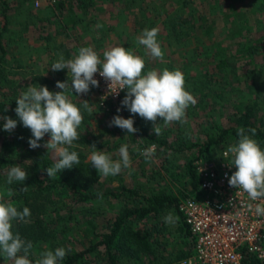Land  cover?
Returning a JSON list of instances; mask_svg holds the SVG:
<instances>
[{"label":"rangeland","instance_id":"rangeland-1","mask_svg":"<svg viewBox=\"0 0 264 264\" xmlns=\"http://www.w3.org/2000/svg\"><path fill=\"white\" fill-rule=\"evenodd\" d=\"M8 1L13 7L11 6L8 11L9 27L2 34L7 45V53L4 55V63L8 68L7 82L12 80L17 83V87L22 84L24 87L21 88L20 95L24 92L23 90H27L24 82L31 81L32 78L35 81H40L36 84L32 82L31 86L44 85L53 91V71L50 68L53 63V52L51 59H43L35 63L32 58L30 60L27 58L30 49H25L23 45H16L14 42L16 39L18 40L14 31L22 26L27 10L33 9L32 2L31 0ZM127 1L129 4L122 7V12L123 18H126L130 24V29L137 25L138 29L143 31L146 28L155 27L156 23L161 25L160 21L165 17L168 18L167 15L180 4V9H185L184 16L195 23L194 32L199 35L196 38L198 44L192 41L191 44L170 46L168 70L178 69L183 72L185 88L194 95L197 103L187 109V124L182 125L175 122L163 128L162 135L170 143V146L158 147L155 145L156 155L154 154L150 160H146L143 155L134 150V146L144 150L153 144L149 146L144 142L127 141L123 135L124 130L109 126L112 117L121 114V111L117 112V108L122 106L118 104L117 107H111L109 102L103 106L100 105L96 91L91 87L88 103L93 109V114L89 115L87 111H83L84 119L79 129L81 136L77 141L82 142L85 138L90 139L87 143L83 141V144H80L74 141V144L79 145L78 147L84 152V160H89L93 151L91 147L93 143L96 145V151H104L110 154L114 160L119 159L121 145H128L132 161L131 167L124 169L118 175L108 176L111 178L109 184L115 185L120 179L127 186L133 188L136 184L144 185L143 187L149 185L162 187L170 193L178 194L181 199L189 187L187 163L192 162L194 156L200 153L199 148L203 147L202 142L208 134L217 133L222 127L238 125L246 115L255 120L261 115V119L264 120V76L260 73L261 66L264 67V0ZM189 5L194 7V12L191 11ZM188 12L190 16H188ZM164 48L166 49V47ZM194 52L195 54H193ZM17 63L24 67L18 68ZM193 68H200L205 75L201 81L196 82L197 87L191 88L187 74ZM26 73L29 75L27 76ZM33 73H36V76L33 77ZM77 101L72 102L78 107L82 106L83 102L81 101L83 100L78 99ZM134 117L139 116H132V118ZM158 123L163 127V121H158ZM23 137L20 140H23ZM47 139L46 134L40 143L44 144ZM227 141H232V136L228 132L224 134L222 142ZM104 146H107V150ZM159 151L160 154L157 155ZM202 152H205L204 149ZM50 154L55 158L53 151ZM99 176L100 187L106 188L102 181L109 178ZM103 199L98 196L96 203L103 205ZM94 201L95 199L90 200L91 205L94 204ZM88 209L86 214L91 213ZM112 214L113 209L105 208L98 215L97 226L100 224L104 226ZM167 214L164 213L162 217L165 218ZM133 224L135 227H140L141 222ZM77 225V231L75 228L68 231L62 230L55 241L38 242L31 255H38L41 249L42 251L51 249L54 251L57 247L73 249L80 244L85 246L89 236H85L84 233L85 228L89 225H86L85 222ZM94 226L96 227V223ZM175 235L173 234L168 246L172 252H175L173 249L177 246H182V240H185V237L183 239L182 236L180 238L179 235ZM0 264H14V262L0 254Z\"/></svg>","mask_w":264,"mask_h":264},{"label":"trees","instance_id":"trees-1","mask_svg":"<svg viewBox=\"0 0 264 264\" xmlns=\"http://www.w3.org/2000/svg\"><path fill=\"white\" fill-rule=\"evenodd\" d=\"M125 2L128 3V1ZM11 6L13 7L8 0H0V116L16 119L17 127L9 133L3 129L4 121L0 120V194L4 196L6 202H12L18 209L22 210L24 207L30 209V216L26 218L25 222H13V232H18L23 239L31 241L34 251V246L38 242L50 243L57 240L62 230L68 231L75 228L77 231L78 223L88 224L90 228L86 227L84 233L85 236H89L86 245L80 244L73 249L68 247L70 251L67 252L61 264H142L144 262L145 264H174L178 258L189 255L192 249V235L178 210L177 203L180 199L178 194L170 193L162 187L150 185L143 187L144 185L136 184L134 188L129 187L120 179L115 185H110V177L108 180L102 181L106 186L102 189L98 172L91 166L90 160L83 159L84 152L77 144H74L70 150L78 153L79 165L62 170L57 173L55 178L47 177L44 169L53 166L57 157L53 158V155L50 154L52 150H47L43 146L36 149L29 147L28 139L32 135L31 131L22 126L14 111L15 99L20 96L21 88L24 86L21 84L20 87H17V83L12 80L7 82L8 68L4 63L7 45L2 34L9 27L8 11ZM180 7L181 4L167 15L168 18L165 17L160 21L162 24L158 25L159 42L169 46L191 44L192 41L198 44L196 38L199 35L194 32L195 23L184 16L185 9H180ZM189 8L194 12V7L189 5ZM187 14L190 16L189 12ZM189 38L190 41H188ZM14 42L16 45L19 44L17 39ZM193 50L195 51V48ZM17 66L21 69L24 67L19 63ZM262 67L260 73L264 76V67ZM26 74L29 75V73ZM34 75L36 76V73L32 74L33 77ZM204 75L205 73L200 68L190 70L187 74L188 82H191L190 87H197L196 82L201 81ZM39 81L32 78L31 81L28 80L24 84L28 88L32 82L36 84ZM200 87L202 88V85ZM121 101L122 99L119 103L120 106ZM5 108H7L6 111ZM120 108L121 114H124L122 117L128 118L130 115L126 113V109ZM121 114L117 115L121 116ZM260 116L255 120L246 115L238 125L222 127L217 133L208 134L199 151L202 152L203 149L208 151L213 145L216 146L222 142L226 132L230 133L232 142L236 143L239 139L237 130L240 127H243L250 136L252 133L248 132V129L255 128L256 133L253 138L264 149V120ZM133 120L134 127L138 131L128 134L124 130L123 135L127 141L144 142L149 146L151 144L158 147L170 146L163 135L156 136L152 132L151 122L139 117H134ZM21 137L24 139L20 140ZM89 139L85 138L83 141L87 143ZM83 141H77V143L83 144ZM41 145L43 144L41 143ZM104 147L107 150V146ZM159 154L160 151L157 155ZM190 163H187L186 168L189 175V187L186 188L187 193L182 196L193 193L197 186L198 180ZM13 166H19L27 171L28 176L23 184L18 182L8 184L6 182L7 172ZM24 186L27 187L26 191L22 190ZM9 190L12 192L11 196H8ZM98 196L104 198L103 205L96 203ZM94 199V204L91 205L90 200ZM87 208L90 209V214H86ZM105 208L113 209V214L104 226L101 224L97 226L98 215ZM170 212L178 217V220L173 224L165 223L162 217L164 213ZM135 222H141L140 227H135L133 224ZM173 234L179 235L183 239L185 237L184 241L181 239L183 245L173 249L175 252H172L168 247ZM171 248L173 247L171 246ZM65 249L67 250V248ZM32 250L29 257L35 264V260L40 258V254L44 251L41 249L38 255L32 256ZM241 262L243 264H262L248 251L242 252Z\"/></svg>","mask_w":264,"mask_h":264},{"label":"clouds","instance_id":"clouds-1","mask_svg":"<svg viewBox=\"0 0 264 264\" xmlns=\"http://www.w3.org/2000/svg\"><path fill=\"white\" fill-rule=\"evenodd\" d=\"M159 28L144 29L137 37V44L146 49V54L153 59L164 62V51L157 39ZM145 59L122 46H115L103 52V60L90 46L80 47L78 53L71 59L65 60L61 55L50 66L52 71L67 70L71 79L56 81V87L61 91H50L47 86H29L26 91L15 99L14 109L19 122L31 131L28 145L31 149L41 146L52 150L57 157L53 166L44 169L47 177L55 178L64 169L79 165L80 158L76 151L70 150L74 141L80 139V126L83 123V111L93 114L88 100H83L78 107L69 98L70 93L80 97L86 95L91 87H99L95 74L99 73L108 82L109 93L119 95L125 91L121 106L132 115L124 118L114 115L109 126L119 127L128 134L136 133L132 116L138 115L145 121L151 122L152 132L156 136L163 133V128L172 123L187 124L186 112L190 106L197 103L196 98L185 88V76L182 71L155 69L144 71ZM7 108H5V111ZM121 108H117L119 113ZM3 129L11 133L17 127V120L8 116H0ZM158 121H163V127ZM248 135L243 127L238 128L236 143L228 146L224 157L230 160L229 167L235 166V171L227 176L228 185L246 193L249 200V210L254 209L257 216H264V149L253 138L255 128L248 129ZM47 134L48 139L41 145ZM90 164L99 175L108 177L120 174L131 167V157L128 145L119 148V159L104 151H96V145H91ZM134 150L150 160L156 152L152 145L144 150L134 146ZM28 173L19 166L11 167L7 172V183L23 184ZM22 190L26 191L24 186ZM12 192L9 190L8 196ZM30 216V209H18L12 202H6L0 194V254L14 264H33L29 259L33 248L31 241H26L18 232H13V222H25ZM165 223L173 224L178 220L171 212L165 218ZM70 249L57 247L45 250L35 264H61Z\"/></svg>","mask_w":264,"mask_h":264},{"label":"built area","instance_id":"built-area-1","mask_svg":"<svg viewBox=\"0 0 264 264\" xmlns=\"http://www.w3.org/2000/svg\"><path fill=\"white\" fill-rule=\"evenodd\" d=\"M33 7L53 0H31ZM99 87H94L100 105L111 107L120 103L121 93H109L108 82L95 74ZM233 141V140H232ZM232 141L221 142L208 151L195 155L191 167L197 177L193 193L179 199L177 207L192 235L191 252L174 264H243L242 252L252 253L264 264V216H257L247 205V194L228 185L227 176L235 171L229 167L224 152ZM227 174V176H226Z\"/></svg>","mask_w":264,"mask_h":264},{"label":"crops","instance_id":"crops-1","mask_svg":"<svg viewBox=\"0 0 264 264\" xmlns=\"http://www.w3.org/2000/svg\"><path fill=\"white\" fill-rule=\"evenodd\" d=\"M125 1L127 0H53V4L43 3L27 10L25 21L14 33L18 43L25 49H30L27 58H32L35 63L51 59L52 52L53 62L61 55L65 60L71 59L80 47L85 46L92 47L103 60L105 50L122 46L145 59V72L168 69L170 46L160 42L164 51V62L148 56L146 49L137 44V37L143 31L137 25L130 29L128 20L123 18L122 7L127 3ZM158 25L156 23L155 27L158 28ZM157 39L159 41V36ZM66 79H71L66 69L53 71V91H61L56 87V81ZM125 94L124 91L122 99ZM89 97L90 92L80 97L75 93L69 94L72 101L88 100ZM126 113L132 115L127 109Z\"/></svg>","mask_w":264,"mask_h":264}]
</instances>
